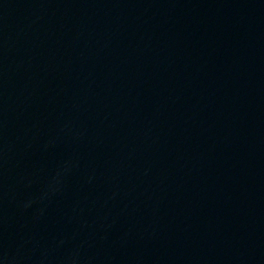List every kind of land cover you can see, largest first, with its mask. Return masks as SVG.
<instances>
[{"label": "water", "instance_id": "95a60500", "mask_svg": "<svg viewBox=\"0 0 264 264\" xmlns=\"http://www.w3.org/2000/svg\"><path fill=\"white\" fill-rule=\"evenodd\" d=\"M0 159L138 264H264V0H0Z\"/></svg>", "mask_w": 264, "mask_h": 264}]
</instances>
